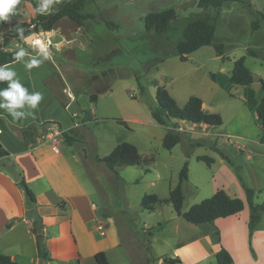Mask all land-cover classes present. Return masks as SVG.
<instances>
[{"label": "rangeland", "instance_id": "374dc122", "mask_svg": "<svg viewBox=\"0 0 264 264\" xmlns=\"http://www.w3.org/2000/svg\"><path fill=\"white\" fill-rule=\"evenodd\" d=\"M69 1L73 0H55L49 12ZM199 1L89 0L82 13L92 15L93 19L85 20L83 25L75 22L70 30L71 40L66 41L58 30L29 35L35 36L33 42L39 39L47 48L49 55L45 58L49 65L57 70L63 64L67 83L77 97L70 115H89L88 123L78 128L85 140L76 147L81 178L103 220L119 232L124 245L123 251H119L123 255L127 252L132 264H160V260L175 259L178 243L191 244L183 248L180 264H217L215 256L220 251L217 243L221 236L215 235L210 225L188 223L176 214L170 203L163 202L176 187L185 162L188 161L189 172L182 186L183 214L213 196L217 185L213 177L223 160L213 151V146L230 160L226 164L235 176H240L248 187L252 185L249 178L254 175L247 172L249 149L245 147L250 140H258L264 131L255 113L244 103L253 109L264 96L261 83L264 80V0H229L220 9L208 10L199 8ZM172 8L176 16L166 33L158 35L145 29L143 17L147 13ZM33 18V10L29 11L24 3L16 17L0 22V43L8 27L30 23ZM197 19L216 26L213 44L190 54L182 62L177 45L184 39L186 25ZM33 42H30L32 46L26 45L40 54ZM216 44L224 45V59L218 56ZM9 47L24 49V41L12 40ZM252 52L258 57L251 56ZM244 56L254 78L249 91L227 81V88L212 81L210 73L229 76L235 62ZM55 76L52 85L65 95L64 89L57 87L63 83L61 75L57 72ZM158 87H165L180 106L195 96L203 101L206 110L219 114L223 124L209 130L215 136L198 135L194 131L200 132L199 129L190 130V123L177 121L187 132H183L179 145L166 150L162 141L167 127L158 125L151 114L157 103ZM91 95H97L96 102L90 101ZM91 109L96 111L97 119H90ZM116 119H125L127 126ZM121 142L135 145L143 158L153 159L149 173L142 166H136L119 169L116 175L104 163L97 162ZM198 142L204 146L192 148ZM198 156L212 157L216 163L209 167L198 161ZM254 183L259 187L264 182L254 180ZM256 191L254 201L262 204L264 189ZM146 195L160 199L152 212L142 207ZM199 234L201 239L195 241ZM249 234L248 229L246 243L251 259L255 260L256 240ZM258 249L260 253L263 251Z\"/></svg>", "mask_w": 264, "mask_h": 264}, {"label": "crops", "instance_id": "0c3cea01", "mask_svg": "<svg viewBox=\"0 0 264 264\" xmlns=\"http://www.w3.org/2000/svg\"><path fill=\"white\" fill-rule=\"evenodd\" d=\"M26 7L29 11L32 9L29 3H26ZM7 49L20 50L11 47ZM25 53V61L35 58L41 61L40 65L29 70L23 62L15 61L3 67L16 73L14 79H18L29 94L39 92L43 98L36 108L25 104L24 107L16 109L23 114L18 118H13L6 109L0 107V144L7 152V155L0 158V254L9 256L18 264H41L36 235L32 232L33 217L38 215L43 218V236L50 264H97L95 255L98 252H104L110 264H132L128 253L123 255L119 251H123L124 246L119 232H115V227L110 222L103 220L97 206L91 201L92 195L85 180L81 178L76 147L83 145L85 140L82 139V133L78 128L88 123L89 115L85 114V124L75 126L70 110L72 104L77 102V97L73 87L67 83L63 64L57 66V70L66 86L64 90L74 97L72 99L65 94L69 103L67 108L62 106L46 85L54 70L41 59L39 53L37 55L27 51ZM9 87V81H0V90ZM2 103L4 100L0 97V104ZM245 107L247 108L246 105ZM203 109L210 112L206 110L204 103ZM252 112L255 113L254 110ZM90 119H97L94 109H91ZM123 120L127 123L125 119ZM47 122L54 123L46 125ZM28 126L36 128L33 143L26 142L21 135V129ZM51 127L52 130L49 129ZM178 127L185 128L180 125ZM212 128L207 125L191 124L190 130L199 129L200 132L194 133L215 136L209 131ZM206 131L208 133H203ZM64 133L77 140L74 145L66 142ZM66 144L68 146H65ZM247 148L249 149L246 160L247 172L254 175L249 178L252 184L250 187L263 190L264 183L256 187L254 180L264 182V144L258 140H250L245 149ZM226 162L230 160L223 159L220 169L213 177L217 183L213 195L218 190H224L230 197L245 201V208L239 214L203 225H210L214 234L221 236L217 248L226 249L233 258V264H264V214L252 235V239L256 240L254 247L256 259L252 260L249 245L246 243L249 221L246 195L232 168ZM19 173H22V177L35 194L36 204L33 209L29 207L25 193L18 185ZM216 178H220L219 182ZM110 220L112 222L114 219ZM195 238L198 239L193 238L192 242L200 240L201 234ZM190 245L178 243L179 249L175 250L174 256L178 255L180 259L183 248ZM258 247L263 249L261 253ZM159 263L166 262L160 260Z\"/></svg>", "mask_w": 264, "mask_h": 264}, {"label": "trees", "instance_id": "16d2710c", "mask_svg": "<svg viewBox=\"0 0 264 264\" xmlns=\"http://www.w3.org/2000/svg\"><path fill=\"white\" fill-rule=\"evenodd\" d=\"M88 1L89 0L69 1L60 7L53 9L51 12L40 14L36 11V9L40 6L36 0H19V3L16 5L13 13L10 14V17L16 16L24 3H29L31 4L34 11V18L30 21V23H21L18 26H11L7 28L6 32L3 34V40L0 43V66L3 67L15 62L14 54L19 50H8L7 48L9 47L12 40L23 41L21 38V33H19L20 29H23V36H29L32 32L38 31L50 32L52 31L53 26L63 18H69L77 22L79 25H83L85 20L93 19L92 15H85L82 13L85 4ZM227 1L229 0H200L198 7L203 10H208L211 8L220 9ZM175 16L176 10L173 8L147 13L143 17L145 29L147 31H154L158 35H163L167 32L170 23L175 18ZM215 34L216 26L207 20L197 19L189 22L183 31L184 39L177 45V52L180 60L185 62L187 61L190 54L203 47L212 45ZM215 49L218 56H221L224 59V45L216 44ZM24 50L33 55L38 54V52L33 50L32 47L27 46L25 43ZM39 56L46 62V58L42 53H40ZM251 56L258 57L257 53L255 52H252ZM245 60V56L238 59L235 62L234 68L229 76L210 73L212 81L225 88H227L225 86V81H227V83L230 85L241 86L249 91L254 78L252 72L246 67ZM49 66L54 70V73L53 76L46 82V85L52 90L62 106L67 108L69 104L67 96L61 94L60 92L58 93L51 82V80L54 81L56 79L55 75H57L58 70L54 69L51 65ZM261 83L264 90V80H262ZM57 87L61 91L64 89L62 82L59 83ZM141 91L144 93L143 89ZM231 96L233 95L231 94ZM96 100L97 95L90 96L91 102H96ZM156 102V106L152 108L151 114L154 121L158 125L167 127L162 145L168 151H171L183 141V133L177 129L178 124L174 121H183L191 124L207 125L211 127H219L223 124L221 116L216 113L205 111L203 109V101L195 96L190 97L186 104L180 106L165 87H158L156 93ZM245 104L249 110L255 111L256 121L259 125H261L264 131V96L258 103L255 104L253 109L250 104ZM116 120L119 124L127 126V123L123 119ZM52 123L54 122H47L45 124L50 125ZM35 129L36 128L34 126H28L21 129V135L26 142L33 143L35 141ZM63 136L66 142L71 146L77 141L66 133H64ZM258 141L261 144H264V133L259 137ZM203 146L204 145L200 142L192 144V148ZM213 151L219 153L223 159L228 160L223 154L219 152V149L216 146H213ZM4 155H7V152L0 144V158ZM152 160L153 159L143 158L135 145L127 142H121L108 156L104 157L103 159H97V162L104 163L108 169L118 175V169L136 166H142L145 173H149V165L151 164ZM197 160L205 162L209 167L215 163V159L208 156H198ZM188 166L189 164L187 161L179 173L176 187L170 192L169 198L163 201L164 203H170L178 216H183V218L190 224L203 225L213 224L218 219L234 216L244 210L245 201L240 198L230 197L224 190H218L213 196L204 199L200 203L192 206L187 212L183 214L182 207L184 203V195L182 186L183 183L188 179ZM19 174L18 185L24 191L29 207L31 206V209H33L36 204L35 194L29 188L25 179L22 177V173ZM236 178L246 195V202L249 207L248 229L250 232L249 236L251 238L261 221L262 215L264 214V202L262 204L255 203L254 199L257 193L256 190L248 187L240 176H236ZM158 203H160V199L156 195H146L143 198L141 204L144 210L152 212L155 210V206ZM43 229V218L35 215L32 220V232L36 235L40 263L46 264V262L49 260V254L43 236ZM215 257L217 264L234 263L232 256L224 248H221L220 251L216 253ZM95 259L97 264H110L104 252H98L95 255ZM148 262L150 263L151 260L148 259ZM165 262L168 264H180L181 260L176 257L175 259L170 260L165 259ZM0 264L18 263L13 261L9 256L0 254Z\"/></svg>", "mask_w": 264, "mask_h": 264}, {"label": "clouds", "instance_id": "9594fccd", "mask_svg": "<svg viewBox=\"0 0 264 264\" xmlns=\"http://www.w3.org/2000/svg\"><path fill=\"white\" fill-rule=\"evenodd\" d=\"M18 3L19 0H0V22L9 20L10 14L13 13ZM54 3L55 0H41L40 6L36 9V11L40 14L49 12ZM19 33H21V38L24 43L32 46V44H30L31 37L23 36V29H20ZM33 43L39 47L40 52L47 58L49 53L45 45L41 43L39 39H36ZM25 55L26 53L24 49L21 48L14 54V60L16 62H23L25 67L29 70L40 65L41 61H38L35 58H30L25 61ZM15 76L16 73L14 71H7L4 67H0V81L7 80L10 82L9 89L0 90V97L4 100V103L0 104V107L6 109L13 118H18L23 114L17 112L16 109L24 107L25 104L31 106L32 108H36L43 97L39 92L29 94L28 90L19 82V80L14 79Z\"/></svg>", "mask_w": 264, "mask_h": 264}, {"label": "water", "instance_id": "95a60500", "mask_svg": "<svg viewBox=\"0 0 264 264\" xmlns=\"http://www.w3.org/2000/svg\"><path fill=\"white\" fill-rule=\"evenodd\" d=\"M75 24V21L69 19V18H63L60 21H58L54 26L52 30H58L59 33L64 36L66 41H69L72 39V36L70 34V30L73 28ZM31 40L30 42H33V39L35 38L34 35L30 36Z\"/></svg>", "mask_w": 264, "mask_h": 264}, {"label": "built area", "instance_id": "2783aa9c", "mask_svg": "<svg viewBox=\"0 0 264 264\" xmlns=\"http://www.w3.org/2000/svg\"><path fill=\"white\" fill-rule=\"evenodd\" d=\"M64 92L66 93V95H68L70 98H74L73 95L69 92H67V90H64ZM85 119H86V115L85 114H82V115H78L76 113H73L72 114V120L74 121V124L75 126L79 127V126H82L83 124H85ZM50 130H52V127L49 128ZM180 132H187V130L185 128H181V127H178L177 128ZM94 207V206H93ZM104 231V230H103ZM104 234V233H102ZM46 264H50L49 261L46 262Z\"/></svg>", "mask_w": 264, "mask_h": 264}, {"label": "bare ground", "instance_id": "6f19581e", "mask_svg": "<svg viewBox=\"0 0 264 264\" xmlns=\"http://www.w3.org/2000/svg\"><path fill=\"white\" fill-rule=\"evenodd\" d=\"M41 41V40H40ZM41 43H43L42 41H41Z\"/></svg>", "mask_w": 264, "mask_h": 264}]
</instances>
